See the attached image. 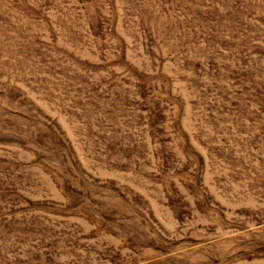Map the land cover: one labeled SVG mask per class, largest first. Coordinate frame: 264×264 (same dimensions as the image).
Here are the masks:
<instances>
[{
	"label": "rangeland",
	"instance_id": "1",
	"mask_svg": "<svg viewBox=\"0 0 264 264\" xmlns=\"http://www.w3.org/2000/svg\"><path fill=\"white\" fill-rule=\"evenodd\" d=\"M0 264H264V0H0Z\"/></svg>",
	"mask_w": 264,
	"mask_h": 264
}]
</instances>
